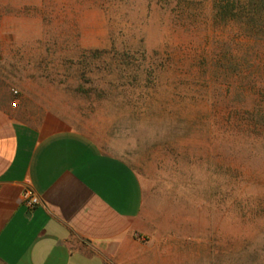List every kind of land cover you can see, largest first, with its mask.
I'll use <instances>...</instances> for the list:
<instances>
[{
	"label": "rangeland",
	"instance_id": "rangeland-1",
	"mask_svg": "<svg viewBox=\"0 0 264 264\" xmlns=\"http://www.w3.org/2000/svg\"><path fill=\"white\" fill-rule=\"evenodd\" d=\"M0 72L136 172L139 264H264V0H0Z\"/></svg>",
	"mask_w": 264,
	"mask_h": 264
},
{
	"label": "crops",
	"instance_id": "crops-1",
	"mask_svg": "<svg viewBox=\"0 0 264 264\" xmlns=\"http://www.w3.org/2000/svg\"><path fill=\"white\" fill-rule=\"evenodd\" d=\"M144 196L125 160L0 72L1 264H139Z\"/></svg>",
	"mask_w": 264,
	"mask_h": 264
},
{
	"label": "built area",
	"instance_id": "built-area-1",
	"mask_svg": "<svg viewBox=\"0 0 264 264\" xmlns=\"http://www.w3.org/2000/svg\"><path fill=\"white\" fill-rule=\"evenodd\" d=\"M13 93L16 94L17 91ZM21 201L27 208L32 209L39 204V197L30 185H26L21 193Z\"/></svg>",
	"mask_w": 264,
	"mask_h": 264
}]
</instances>
